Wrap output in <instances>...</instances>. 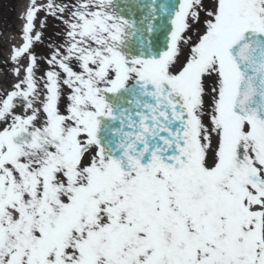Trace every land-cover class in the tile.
Instances as JSON below:
<instances>
[{"label": "snow or ice", "instance_id": "snow-or-ice-1", "mask_svg": "<svg viewBox=\"0 0 264 264\" xmlns=\"http://www.w3.org/2000/svg\"><path fill=\"white\" fill-rule=\"evenodd\" d=\"M21 18L0 264H264V0H29Z\"/></svg>", "mask_w": 264, "mask_h": 264}, {"label": "rangeland", "instance_id": "rangeland-1", "mask_svg": "<svg viewBox=\"0 0 264 264\" xmlns=\"http://www.w3.org/2000/svg\"><path fill=\"white\" fill-rule=\"evenodd\" d=\"M14 3V6L19 8L20 3L22 0H11ZM16 13V17H15ZM0 14L2 17H4L9 24L0 25V28L2 29V35L0 36V57L3 58V63L0 64V68L3 67L4 64H6V57L4 55L5 53V47H6V38L8 35H11L13 33V29L16 27V23L18 21V15L17 9L14 11V15H9V8L5 9L3 6L0 5ZM41 16H43V13H40ZM49 32L51 29L48 30ZM2 74V73H0Z\"/></svg>", "mask_w": 264, "mask_h": 264}, {"label": "bare ground", "instance_id": "bare-ground-1", "mask_svg": "<svg viewBox=\"0 0 264 264\" xmlns=\"http://www.w3.org/2000/svg\"><path fill=\"white\" fill-rule=\"evenodd\" d=\"M43 0H38V3H42ZM29 4V0H24L22 5H21V11L19 13L18 21L16 23V28L13 29V33L11 35H8L6 38V47H5V57H6V63L9 60L10 56V49L12 46H19L22 43L21 37H20V32L19 30L21 29L24 21L21 18L23 13L25 12L27 6ZM4 76L3 74H0V91H2L5 87L6 84L3 83Z\"/></svg>", "mask_w": 264, "mask_h": 264}]
</instances>
